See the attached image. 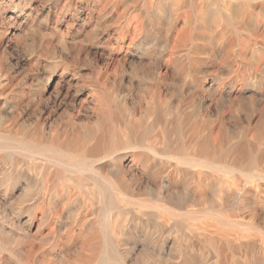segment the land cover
<instances>
[{"label": "bare ground", "instance_id": "bare-ground-1", "mask_svg": "<svg viewBox=\"0 0 264 264\" xmlns=\"http://www.w3.org/2000/svg\"><path fill=\"white\" fill-rule=\"evenodd\" d=\"M0 264H264V0H0Z\"/></svg>", "mask_w": 264, "mask_h": 264}]
</instances>
